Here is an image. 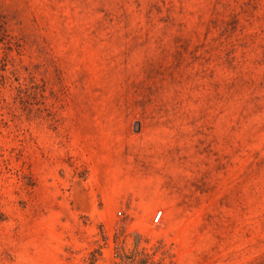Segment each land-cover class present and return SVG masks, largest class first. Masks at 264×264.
I'll use <instances>...</instances> for the list:
<instances>
[{"label":"rangeland","instance_id":"1","mask_svg":"<svg viewBox=\"0 0 264 264\" xmlns=\"http://www.w3.org/2000/svg\"><path fill=\"white\" fill-rule=\"evenodd\" d=\"M0 264H264V0H0Z\"/></svg>","mask_w":264,"mask_h":264},{"label":"built area","instance_id":"2","mask_svg":"<svg viewBox=\"0 0 264 264\" xmlns=\"http://www.w3.org/2000/svg\"><path fill=\"white\" fill-rule=\"evenodd\" d=\"M161 217H162V213H159L158 216H157V218H156V223L161 220Z\"/></svg>","mask_w":264,"mask_h":264}]
</instances>
